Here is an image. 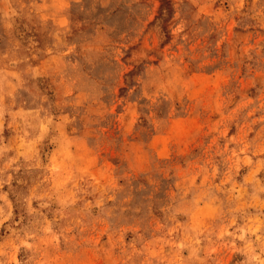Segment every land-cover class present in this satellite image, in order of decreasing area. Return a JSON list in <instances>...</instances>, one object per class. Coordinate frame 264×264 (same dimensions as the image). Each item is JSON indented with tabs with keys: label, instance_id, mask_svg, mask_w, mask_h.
I'll list each match as a JSON object with an SVG mask.
<instances>
[{
	"label": "clouds",
	"instance_id": "clouds-1",
	"mask_svg": "<svg viewBox=\"0 0 264 264\" xmlns=\"http://www.w3.org/2000/svg\"><path fill=\"white\" fill-rule=\"evenodd\" d=\"M0 264H264V0H0Z\"/></svg>",
	"mask_w": 264,
	"mask_h": 264
},
{
	"label": "rangeland",
	"instance_id": "rangeland-1",
	"mask_svg": "<svg viewBox=\"0 0 264 264\" xmlns=\"http://www.w3.org/2000/svg\"><path fill=\"white\" fill-rule=\"evenodd\" d=\"M162 147H163V145H162Z\"/></svg>",
	"mask_w": 264,
	"mask_h": 264
}]
</instances>
